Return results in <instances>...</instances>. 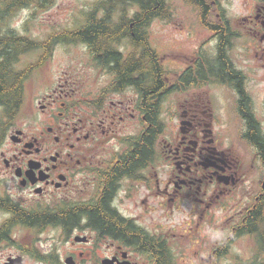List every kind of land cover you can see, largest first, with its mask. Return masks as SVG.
Returning <instances> with one entry per match:
<instances>
[{"label":"flooded vegetation","instance_id":"1","mask_svg":"<svg viewBox=\"0 0 264 264\" xmlns=\"http://www.w3.org/2000/svg\"><path fill=\"white\" fill-rule=\"evenodd\" d=\"M254 12L244 20L259 29L254 38L236 36L256 44L259 54L264 1L255 0ZM138 35V44L126 33L112 44L121 60L76 43L86 67L64 72L31 97L26 83L24 101L0 140V246L16 249L0 264H224L244 259L230 256L240 245L264 247V96L255 94L253 71L241 63L242 54L227 55L236 78L206 71L202 90L181 95L186 133L158 140L151 158L133 161L135 140L151 127L154 111L159 120V69L152 73L155 58ZM154 49L159 66V46ZM141 60L129 78L116 71ZM92 73L96 87L90 89ZM159 155L168 166L161 178ZM159 208L181 215L174 233L159 226ZM215 224L220 237L213 248ZM19 232L27 238L18 241ZM174 241L191 253L178 259ZM245 260L264 259L252 254Z\"/></svg>","mask_w":264,"mask_h":264},{"label":"trees","instance_id":"2","mask_svg":"<svg viewBox=\"0 0 264 264\" xmlns=\"http://www.w3.org/2000/svg\"><path fill=\"white\" fill-rule=\"evenodd\" d=\"M55 2L56 0H0V140L6 122L13 113L19 110L24 101L26 83L32 79L33 74L41 65L50 60L52 50L59 44L87 43L95 49L96 54L99 53V49H105V57L110 55L121 60V55L112 49V44L125 33L135 44L142 41L137 39L138 34L144 35L148 56L155 58L152 73L156 74L159 69V76L157 75L156 78L159 89V120H156L157 113L154 111L149 117L151 127L143 136L135 140L139 146L131 156L133 161L151 158L154 144L158 140L161 142L166 130L161 119V109L168 96L174 94L180 96L188 90L200 89L201 83L198 82L202 80L204 73L208 70L221 80L236 78L230 66L231 62L227 57L231 51L230 48L232 49L231 41L236 36L232 31L230 19L223 15L222 9H220L222 11V15L219 16L220 19L218 17L216 21L210 19L213 12L212 0H183L189 8L197 12L201 24L214 33L218 39V46L217 55L209 60L205 59L204 50L201 49L193 58L196 60L195 63L188 64L189 68L179 76L167 69L160 52L158 66L156 52L153 42H151L150 28L152 23L157 20L169 21L172 18L169 0H92L89 4L88 15L85 14V20L75 30H63L51 35L44 41L20 36L17 31L10 28L9 19L16 16L19 11L34 8L35 12H47L54 6ZM127 17H131V20ZM134 34L137 38L134 37ZM33 51L41 52L36 63L28 64L25 68H15V71H8L6 66L9 63L20 65L21 59ZM142 64L141 60L123 65L121 68L118 66V69H115L120 73L122 79L124 77L129 78V73L132 71L133 73L139 72ZM166 79L169 80V84ZM157 105L154 104V107L157 108ZM164 249L166 248L159 244V253L162 254ZM262 252H264V247L259 246L255 248L253 254L261 256ZM234 263L264 264V261L238 260Z\"/></svg>","mask_w":264,"mask_h":264},{"label":"rangeland","instance_id":"3","mask_svg":"<svg viewBox=\"0 0 264 264\" xmlns=\"http://www.w3.org/2000/svg\"><path fill=\"white\" fill-rule=\"evenodd\" d=\"M211 1V0H209ZM92 0H56L55 4L47 12L36 11L34 8L21 10L16 16L9 19L10 28L17 31L20 36H28L36 41L47 40L51 35L62 32L63 30H75L85 20V14L88 15L90 11L89 4ZM172 10V18L169 21H154L151 25V40L154 47L159 46V52L163 55V61L168 70L172 73H177L183 70L188 64H191L193 58L201 49H206L209 57L215 58L217 55L218 39L214 33L206 29L200 22L197 12L189 8L183 0H169ZM212 15L210 19L216 21L217 17L220 19L222 11L227 18L230 19L232 31L236 33L239 31L244 34L246 38H254L255 30L248 16L255 15V0H212ZM222 9V11L220 10ZM86 11V12H85ZM245 20V21H244ZM249 21V20H248ZM251 42V40L249 41ZM258 43L259 54L254 52L256 44L247 43L242 40L235 39L231 41V52L229 56L236 58L238 55L241 63L248 66L253 71V88L259 100L264 96V53H262L261 42ZM264 43V42H262ZM72 44L63 43L58 46L57 50L53 49L50 60L45 63V67H40L34 74L28 85V93L30 97L34 95L33 92L39 91L45 83L57 80L64 72L74 69H81L86 67L88 63L87 55L80 48L70 46ZM50 54V53H49ZM41 55L40 51H33L21 59L20 68H25L28 64L36 63ZM263 59V61H262ZM253 68V69H251ZM89 76L90 89L95 88V78ZM93 77V78H92ZM203 89V88H202ZM200 89V90H202ZM41 91V90H40ZM198 97H204L203 91H199ZM185 102V96H168L162 105L161 119L165 124V132L162 139L166 141L170 138H175L181 133L182 123L180 117L181 105ZM219 105L218 101L215 102ZM160 144V142H159ZM160 152V149H159ZM161 158L159 155V163ZM168 173V166L159 164V178ZM160 202V201H159ZM178 213H170L169 211H162L159 208V226L164 224V231L174 233V224L182 218ZM214 223V222H213ZM160 229V228H159ZM217 225H212V244L218 242L219 232L216 231ZM161 230V229H160ZM17 240H25L27 234L23 232L18 233ZM48 235L43 236V241H46ZM173 253L179 259L183 254H190L191 248L182 245L179 241H174L171 244ZM42 250L46 246H40ZM212 248V249H213ZM16 252V249L8 246H0V259L2 255H9ZM232 255L242 256L243 261H247L250 255L255 253V247L250 244L240 245L238 248L231 250ZM264 259V252L261 254ZM232 258V257H229ZM238 260V259H237ZM264 261V260H263ZM181 264V262H178ZM224 264H235L227 260Z\"/></svg>","mask_w":264,"mask_h":264},{"label":"water","instance_id":"4","mask_svg":"<svg viewBox=\"0 0 264 264\" xmlns=\"http://www.w3.org/2000/svg\"><path fill=\"white\" fill-rule=\"evenodd\" d=\"M187 125H189L188 121H183L182 122V128H181L182 133H186L185 132V128L187 127Z\"/></svg>","mask_w":264,"mask_h":264},{"label":"bare ground","instance_id":"5","mask_svg":"<svg viewBox=\"0 0 264 264\" xmlns=\"http://www.w3.org/2000/svg\"><path fill=\"white\" fill-rule=\"evenodd\" d=\"M126 40V39H125ZM123 43H124V41H123Z\"/></svg>","mask_w":264,"mask_h":264}]
</instances>
